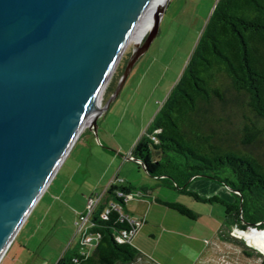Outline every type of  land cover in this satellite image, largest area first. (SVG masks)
Listing matches in <instances>:
<instances>
[{"label": "rangeland", "instance_id": "1", "mask_svg": "<svg viewBox=\"0 0 264 264\" xmlns=\"http://www.w3.org/2000/svg\"><path fill=\"white\" fill-rule=\"evenodd\" d=\"M213 2L166 0L160 13L155 12V34L129 67L135 45L124 47L113 80L97 104L98 111L107 100L94 129L86 125L72 141L0 254V264H52L76 243L74 211L84 210L86 197L101 194L115 179L146 188L125 202L134 218H143L130 234L131 244L142 255L138 264H256L264 257V235L239 231L234 215L223 218L219 202L196 201L179 193L126 158L177 78ZM188 189L200 196L231 199L226 187L211 180H192ZM154 198L180 202L195 217L179 214ZM91 246L85 243L80 248L88 251Z\"/></svg>", "mask_w": 264, "mask_h": 264}, {"label": "trees", "instance_id": "2", "mask_svg": "<svg viewBox=\"0 0 264 264\" xmlns=\"http://www.w3.org/2000/svg\"><path fill=\"white\" fill-rule=\"evenodd\" d=\"M128 156L167 187L196 201L219 202L223 218L234 215L239 229L255 227L243 232L264 235V0H214L182 69ZM195 179L226 187L231 199L198 195L188 189ZM145 191L109 181L89 215L87 233L95 237L90 250H80L77 240L52 264L135 263L139 250L121 237V230L135 227L120 215H128L126 196ZM155 200L195 217L180 202Z\"/></svg>", "mask_w": 264, "mask_h": 264}, {"label": "water", "instance_id": "3", "mask_svg": "<svg viewBox=\"0 0 264 264\" xmlns=\"http://www.w3.org/2000/svg\"><path fill=\"white\" fill-rule=\"evenodd\" d=\"M150 1L0 0V254L76 138L97 90L112 82ZM157 17L126 67L155 34ZM106 105L104 99L88 127Z\"/></svg>", "mask_w": 264, "mask_h": 264}, {"label": "bare ground", "instance_id": "4", "mask_svg": "<svg viewBox=\"0 0 264 264\" xmlns=\"http://www.w3.org/2000/svg\"><path fill=\"white\" fill-rule=\"evenodd\" d=\"M163 2H164V0H151L150 1V3L147 5L146 9L142 13L141 17L139 18L137 24L135 25V27H134L133 31L131 32L129 38L127 39L126 43L124 44L123 48L121 49L118 57L120 56L121 52L123 51L124 47L127 44L133 43L134 45H136L140 42L144 33L150 28V26L152 24L153 14L159 10V8L162 6ZM118 57H117V59H118ZM117 59H116V61H117ZM116 61H115V63H116ZM115 63H114V66H115ZM114 66H113V69H114ZM105 85L101 86L97 90L95 97H94V99H93V101L89 107V110L87 111L83 120L79 124L77 131L75 132L74 136H77L80 133V131L86 125L91 126L92 117L97 112V110H96L97 104H98L99 100L101 99Z\"/></svg>", "mask_w": 264, "mask_h": 264}, {"label": "built area", "instance_id": "5", "mask_svg": "<svg viewBox=\"0 0 264 264\" xmlns=\"http://www.w3.org/2000/svg\"><path fill=\"white\" fill-rule=\"evenodd\" d=\"M117 180V179H115ZM100 197V194H94L93 196H89L86 198V202L84 205V210L79 211L76 214V219L74 221V226H75V232H77V234L80 235V244L84 245L85 243L88 244H93L95 241V237L94 235H90L89 233H87V224H88V219H89V215L92 212L95 204L97 203L98 199ZM127 198H129L130 196H126ZM117 209V208H116ZM107 208L104 209V211L100 214L101 217H104L105 213L107 212ZM120 217L126 219V221L130 224L133 225V227L136 228V226H138L139 224V220L137 218L128 216V215H123L121 214ZM134 230L129 231L128 233H126L124 230H121V237H127L130 238V234L133 232ZM117 239H119L117 237ZM86 251V250H84Z\"/></svg>", "mask_w": 264, "mask_h": 264}, {"label": "crops", "instance_id": "6", "mask_svg": "<svg viewBox=\"0 0 264 264\" xmlns=\"http://www.w3.org/2000/svg\"><path fill=\"white\" fill-rule=\"evenodd\" d=\"M129 150H130V149H129ZM126 158H127V159H132V158H130L129 156H127ZM105 180H106V178H105ZM123 181H125V180H123ZM93 195H94V194H93ZM87 197H89V196H87ZM87 197H86V198H87ZM154 200H155V198H154ZM79 211H80V210H78V211H76V212L74 211L73 224H74V221H75V219H76V214H77ZM125 211L127 212V214H128L129 216L133 217V216L131 215V212H130V211H128L127 209H126ZM140 219H141V220H140V223H142V219H143V218L141 217ZM139 225H140V224H139ZM77 236H78V237H77V240H80V235L77 234ZM77 240H76V241H77ZM77 245L79 246V249L82 250V249L80 248L82 245H81L80 243H78ZM141 256H142V255L139 253V256H138L137 259L135 260V264H138V262L140 261ZM229 258H230V257H229Z\"/></svg>", "mask_w": 264, "mask_h": 264}]
</instances>
